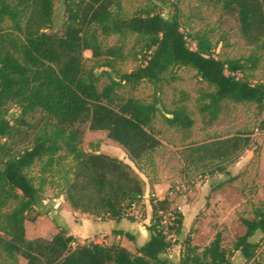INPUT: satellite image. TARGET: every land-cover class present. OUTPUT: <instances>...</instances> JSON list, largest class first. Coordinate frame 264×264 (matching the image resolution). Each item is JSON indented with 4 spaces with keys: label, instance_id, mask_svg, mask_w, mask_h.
<instances>
[{
    "label": "trees",
    "instance_id": "1",
    "mask_svg": "<svg viewBox=\"0 0 264 264\" xmlns=\"http://www.w3.org/2000/svg\"><path fill=\"white\" fill-rule=\"evenodd\" d=\"M212 1L237 18L248 45L261 42L264 0ZM55 2L0 0V21L8 18L13 23L11 28L0 30V211L15 204L11 211L0 214V254L14 262L22 258L26 264H171L166 254L179 246V264H232L234 252H240L246 263L254 262L260 243L251 240L261 233L264 241V206L255 209L252 219H240L246 233L237 238L232 251L223 247L221 232L203 249L194 245L183 227L182 212L172 208L168 196L151 198L150 237L134 252L120 242L80 243L64 229L51 239L27 237L26 223L37 221L43 204L42 192L27 170L61 152L62 143L76 161L73 179L64 191L70 207L97 218L134 220L126 211L133 204H142L143 180L122 160L86 153L80 145L87 131L104 132L134 163L154 153L161 142L151 131L164 83L175 70L191 68L213 89L202 107L210 123L219 118L225 101L264 105V84L253 83L247 75L256 70L258 61L253 57H215L207 35L198 33L189 38L184 32L177 8L167 15L142 12L127 17L119 0H65L66 19L62 32L57 33L51 30ZM128 34L137 37L141 63L135 70L109 76V84L101 89L100 76L85 67L84 53L89 51L95 60H107L106 66L123 61V46L104 48L103 40ZM189 39L196 43L195 49ZM142 83L153 87L152 103L119 96L120 88L136 90ZM10 107L18 109L16 119L8 117ZM38 112L45 121L31 146L13 151L9 140L20 127H31L27 119ZM170 116L164 117L170 128L188 130L194 125L183 109ZM250 146V137L244 135L192 145L185 151V166L222 173L221 164L234 161ZM235 180L223 181L213 189L220 190ZM114 234L135 241L129 233Z\"/></svg>",
    "mask_w": 264,
    "mask_h": 264
},
{
    "label": "rangeland",
    "instance_id": "2",
    "mask_svg": "<svg viewBox=\"0 0 264 264\" xmlns=\"http://www.w3.org/2000/svg\"><path fill=\"white\" fill-rule=\"evenodd\" d=\"M64 1L56 0L54 5L55 21L51 30L57 33L62 32L66 19ZM119 1L123 15L127 17L142 12L167 15L177 8L181 14L183 30L189 38L198 33L207 35L213 44V55L221 60L255 58L258 61L257 68L247 75L253 83L264 84V38L256 46L248 45L241 36L237 18L227 14L221 5L212 0ZM12 26L13 23L8 18L0 21V30ZM189 43L193 49L196 48L195 42L189 39ZM115 45L123 46L125 58L123 61H113L110 66H106L107 60H95L89 51L84 53L85 67L100 76L101 89L109 84V76L135 70L141 63V57L138 55L140 46L137 44L136 35L128 34L124 37L113 35L103 40L104 48ZM211 92L213 89L201 82L196 76V71L191 68L177 69L168 75L160 96L159 112L151 131L161 142V146L137 163L132 162L126 151L109 140L104 132L87 131L80 147L86 153L107 154L128 164L136 173L138 172V176L140 174L141 179L145 180V192L147 184L154 181L165 182L169 189L167 196L172 201V208L185 206L190 210L194 208V212L190 214L194 216L192 217L194 223L204 215L214 217L212 213L207 214V209L215 192L220 190L214 195L217 203L216 217H224V221L230 225L232 221L235 223L237 220L241 223L242 218L252 219L255 209L264 206V105L257 107L254 104L225 101L219 118L210 123L208 115L202 112V107L208 103V95ZM118 93L124 99L132 97L146 104L154 100L153 87L148 83H142L136 90L122 87ZM176 109H183L190 116L194 121L192 128L180 130L170 128L165 123L164 117H171L170 113ZM8 111L10 119H16L19 115L16 107H10ZM27 121L31 127H20L19 132L9 140L15 152L31 146L33 138L45 121V116L38 112ZM235 135L250 137L251 146L234 161L221 164L225 172L202 167L194 170L185 166L184 155L188 147ZM62 146L63 150L57 155L52 158L45 157L27 170V175L33 179L43 197V204L38 208L40 216L37 221L26 223L27 237L30 239L37 236L51 239L55 230L59 228L55 218L48 215L47 209L54 204V199L64 195L65 187L73 179L76 166L74 155L67 150L65 144L62 143ZM232 178L236 180L229 186L216 191L213 189V186ZM14 207L15 204L11 203V206L1 210L0 214L9 212ZM201 208L204 212L200 210ZM143 209L146 214L144 204ZM234 211H237L236 214ZM233 227L234 225L232 229H228L225 224L214 227V230L222 233L223 247L228 251L233 250L238 235L242 234L239 228ZM196 232L193 227L186 230V234L192 238ZM251 241L260 243L258 255L251 264H264V241H261L259 234ZM0 264H26V261L19 258L14 262L0 254ZM173 264L179 262L176 260Z\"/></svg>",
    "mask_w": 264,
    "mask_h": 264
},
{
    "label": "crops",
    "instance_id": "3",
    "mask_svg": "<svg viewBox=\"0 0 264 264\" xmlns=\"http://www.w3.org/2000/svg\"><path fill=\"white\" fill-rule=\"evenodd\" d=\"M139 177L142 178L140 174ZM142 180L145 183V180ZM210 184L212 185V183ZM220 191L215 192L214 195L218 194V192ZM168 192L169 189L165 182L154 181L152 184H147L146 192L142 201V204H144L146 210V216L142 222L131 220L128 218H124L122 220H111L108 218L102 219L76 212L65 200L64 195H62L59 199H54V204L50 205L47 210L49 212L48 215L55 218V222L59 227L55 230L54 235L57 234L61 229H64L68 232L69 235L74 236L80 243L94 241L99 244L109 245L114 242H120L122 246L134 252L137 247H141L142 245H144L150 237L147 226L150 224L152 218V208L150 205L151 198L156 197L160 200L164 199L168 195ZM214 195L210 200V207L207 209V214L212 213L214 214V217H211L210 215H204V217L199 218V221L194 223L192 221V217L194 216H191L190 214H192L195 209L192 208L190 210L187 206L178 207L179 211L182 212L184 216V229L188 230L193 227L195 230H197V232L193 235V244L200 247L201 249L206 247L218 233V231L214 230L215 226L221 227V225L225 224L228 229H232V226L234 225L233 229L239 228L241 230L242 234L238 235V237H241L246 233V228L244 227V225L240 226L241 223L238 220L233 223L232 219V224L230 225L229 223L224 221V217H216L217 203L214 199ZM200 210L203 211L204 209L201 208ZM234 212L236 214L237 211ZM116 231H121L133 235L135 237V241L132 242L124 236L115 235L114 233ZM257 234L262 237L261 233ZM39 237L41 236H37L35 238ZM166 257L170 260L171 264H173V262H176V260L179 262V246L171 248L166 254ZM245 263L246 261L242 254L240 252H235V255L232 257V264Z\"/></svg>",
    "mask_w": 264,
    "mask_h": 264
},
{
    "label": "built area",
    "instance_id": "4",
    "mask_svg": "<svg viewBox=\"0 0 264 264\" xmlns=\"http://www.w3.org/2000/svg\"><path fill=\"white\" fill-rule=\"evenodd\" d=\"M126 215L128 217L133 218L135 221H143L144 220V209L143 204H133L130 208L127 209ZM167 217H165L164 223H166Z\"/></svg>",
    "mask_w": 264,
    "mask_h": 264
},
{
    "label": "water",
    "instance_id": "5",
    "mask_svg": "<svg viewBox=\"0 0 264 264\" xmlns=\"http://www.w3.org/2000/svg\"><path fill=\"white\" fill-rule=\"evenodd\" d=\"M183 238H184V236L182 235V236L180 237V240H183Z\"/></svg>",
    "mask_w": 264,
    "mask_h": 264
}]
</instances>
